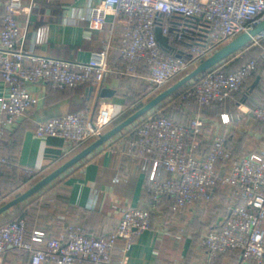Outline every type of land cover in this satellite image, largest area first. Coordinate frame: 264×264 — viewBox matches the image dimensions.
Returning <instances> with one entry per match:
<instances>
[{"label": "built area", "instance_id": "2783aa9c", "mask_svg": "<svg viewBox=\"0 0 264 264\" xmlns=\"http://www.w3.org/2000/svg\"><path fill=\"white\" fill-rule=\"evenodd\" d=\"M34 6L35 3L30 8ZM5 7L0 27V77L8 86V94L0 96V174L8 163L3 152L4 137L36 101L28 90L30 84L48 83L60 89L87 83L101 86L111 70L110 44L92 51L87 61L37 55L21 47L18 17L25 10L23 0H5ZM110 15L122 19L126 26L121 48L125 67L121 73L136 76L140 66L145 64L151 88L154 92H162L166 85L185 76L215 50L264 20V0H104L91 7L86 19L91 29L99 30ZM172 15L201 20L208 28L172 25L166 19ZM158 27L167 36L173 32L181 41L186 29L202 33L204 38L193 41L189 49L173 54L161 48L156 36ZM47 36L48 25L37 27V44L46 42ZM263 39L264 31L239 51L260 46ZM26 58L33 65H25ZM225 62L191 79L176 95V100L193 98L201 105L224 101L240 89L258 66V60L253 58L237 70L226 73L222 70ZM162 110L159 103L129 126V133L135 136L131 148L142 157V168L148 173L147 190L153 199L150 208L127 206L117 228L99 237L81 227L70 226L59 236L47 240L44 247L35 245L44 240L42 230L36 229L28 236L25 219H13L0 225V259L7 249L14 248L29 252L32 264L83 261L128 264L124 257L112 258L116 241L123 239V250L127 252L135 238L150 227L151 210H158L164 195L172 196V210L179 212L197 201L210 199L218 185L230 184L236 187L235 195L242 203L230 206L223 224L205 233L202 247L208 251V264H212L217 254L233 248L241 250L243 264H264V136L256 152L243 156L226 174H221L217 170L218 162L232 157V151L225 144L227 135L215 136L205 151L202 145L206 117L192 114L189 122L184 123L162 115ZM249 113L264 121V107L251 108ZM112 121L113 114L106 103L95 116L90 110L81 109L42 120L35 134L62 139L67 153L76 145L98 139ZM230 121L232 118L228 114L222 115L224 126L228 127ZM27 171L30 175L34 173L32 169ZM1 187L0 181V199Z\"/></svg>", "mask_w": 264, "mask_h": 264}, {"label": "crops", "instance_id": "0c3cea01", "mask_svg": "<svg viewBox=\"0 0 264 264\" xmlns=\"http://www.w3.org/2000/svg\"><path fill=\"white\" fill-rule=\"evenodd\" d=\"M103 1L23 0L25 10L18 17L21 26V47L37 55L87 61L92 51L110 44L111 70L101 86L94 83L64 89L48 83H34L28 86L36 101L7 132L3 140V152L13 159V164L0 176L5 188L0 207L30 189L38 180L93 142L76 145L65 153L62 139L36 136L35 128L40 121L81 109L90 110L95 116L99 108L107 103L113 114V121L107 132L131 116L133 112L128 113L130 109H140L138 107L142 99L149 96L151 88L147 80L148 67L141 66L136 76L121 73L125 67L121 48L126 31L122 19L110 15L102 29L89 27L86 18L91 7ZM33 3L35 6L31 9ZM5 12V0H0V27ZM43 25H48L47 41L37 44L35 32L37 27ZM242 53L239 51L235 56ZM24 64L31 66L33 62L26 58ZM256 75V79L252 78V82L257 83L254 90L255 101L264 104V69L260 67ZM102 89H107L110 93L102 96ZM7 94L8 86L0 77V96ZM251 102L253 101L250 99L240 105H247V111L252 107ZM187 109V113L192 110ZM206 117L209 121L202 145L205 151L210 147L212 139L223 133L226 128L217 111ZM254 119L252 114L248 113L242 121L246 124L247 136L253 142L248 146L250 149L256 148L258 139L264 136V127L257 128ZM129 126L40 190L0 213V225L25 215L30 230L44 231L45 239L35 243L36 246L44 247L47 240L57 237L70 226H78L89 234L102 236L117 228L127 206L149 208L153 200L146 188L148 173L142 168V157L131 148L133 136L129 133ZM219 162L222 164L224 161ZM230 166L226 164L223 169L221 165L219 170H229ZM28 169H32L34 173L30 175ZM23 177H26V180L20 182ZM116 177L119 181H115ZM158 210L151 220L150 227L135 238L127 252L124 253L123 250L125 241H116L112 258L118 260L124 257L128 264H208L202 247L204 231L209 225L217 224L222 214L214 217L216 212L211 206L201 208L195 203L169 217ZM0 262L32 264L29 252L14 248L7 249L1 255ZM78 264L92 263L83 261Z\"/></svg>", "mask_w": 264, "mask_h": 264}, {"label": "trees", "instance_id": "16d2710c", "mask_svg": "<svg viewBox=\"0 0 264 264\" xmlns=\"http://www.w3.org/2000/svg\"><path fill=\"white\" fill-rule=\"evenodd\" d=\"M161 18L164 19L165 17L162 16ZM166 19L172 25L186 24V25H190V26H196L199 29H207L208 28V24H206L205 22H203L201 20L195 19V18H184V17H181L179 15H172V16L166 17ZM193 32L194 31L191 29H186L184 31L182 41L178 40L176 38V35H174L173 32H170L168 35L170 38V41H169L170 48H165L160 44L161 48L163 50L170 52V53H173V54H177L180 50H181L180 52H183L192 46L193 41L196 42V41H199L201 38H204V35L202 33L201 34H199V33L195 34ZM250 52L253 53V55L251 57H249L247 60L243 61L244 60L243 57L237 58L234 61L227 63V65H224V67L222 69L223 72L228 73V72H232V71L237 70L239 67H241L245 62H247L250 59L255 58L258 60V66H257L256 70L254 71L252 76L246 82H244L242 84V86L240 87V89L238 91L233 93L229 98H227L224 101H216V102H213L209 105H201L193 98H184V99H181L179 101V103L181 102V106L183 105V108H189L190 107L195 112L194 114H200V115L205 117V115H209V114L215 112V111L208 112L209 107H211L213 105H217V104L218 105L223 104V103L227 102L228 100H231L236 94H238L241 91V89L246 87L247 91L245 94L246 95L249 94V96L247 97V99L244 97L240 98L241 102H247L248 100L251 99V101H253V102H251V104H252L251 108L264 107V104H261V103L255 101L256 99H255L254 90L257 87V83L252 82V78L256 79V76H257L256 74L258 73L259 68L261 67L262 69H264V48L260 49L257 46H254V47H251V48L243 51V54L248 55ZM141 66H142V68H147V66L145 64H142ZM149 86L151 88L150 84H149ZM183 88H184V85H183ZM183 88L180 87L171 95H174L176 93L178 94ZM263 95H264V92H263ZM161 114L169 116L176 121L184 122V123H188L189 120L191 119V116H192L191 112L186 113V114H184V113L177 114L176 112H173L171 109H166V108L161 111ZM254 121L257 123V128L263 129L264 121H260L257 119L256 120L254 119ZM206 125H207V122H206ZM206 125H205V128H206ZM132 136L133 137H132L131 142H133V140L135 138L134 135H132ZM261 142H262V140L260 141V143L258 142L256 148L250 149V147H248V146H250V144L253 142H252L251 138L248 137L247 135H243L242 137H238V136L237 137H235V136L230 137L228 135L226 137L225 144L232 151V157L230 159L224 161L222 164L220 162H218V164H217L218 172H220L222 174L223 173L226 174L228 172V169L226 171H221V170H219V166L222 165V168L224 169L226 164L228 166L232 165L234 162L240 160L243 156L250 155V154L256 152L258 150ZM208 149H209V147H208ZM6 157L8 159V163L4 166L1 174L4 172V170H6V168L8 166H11L13 164V159L8 157V156H6ZM1 174H0V176H1ZM164 175L167 176V173ZM24 180H26V177L20 178V182L24 181ZM1 184H2V187H1V196H2L5 192V188H4L2 182H1ZM146 188H147V182H146ZM235 190H236L235 186H232L230 184H225V185L221 184L215 188L210 199L195 202V204L199 205L201 208H205L206 206H211L212 210L215 209L216 214L214 217H219L222 214L221 220H219L217 222V224H215V225H209L205 229L204 234L208 230L215 229V228L217 229L223 224L225 216L228 213V208L230 206L242 203V200L240 198L236 197ZM150 196H151V194H150ZM151 198H152V196H151ZM172 203H173L172 196L169 194L164 195L162 197L161 203L158 204V209H159L158 211L161 212L163 215L166 214V216H168V217L177 214L178 211L172 210ZM149 208H150V206H149ZM155 213H156V210H151V220L154 217ZM22 217L26 221L27 235L30 236L34 230H30L28 228V222H27L26 216L23 215ZM40 230H42V229H40ZM91 235H93V234H91ZM97 237H99V236H97ZM44 239H45V237H44ZM203 251L205 253V256L207 257L206 260L208 261V251L205 249H203ZM180 264H185V262H182ZM212 264H243L242 260H241V250L237 249V248H233V249H228L225 252L219 253L214 258Z\"/></svg>", "mask_w": 264, "mask_h": 264}, {"label": "water", "instance_id": "95a60500", "mask_svg": "<svg viewBox=\"0 0 264 264\" xmlns=\"http://www.w3.org/2000/svg\"><path fill=\"white\" fill-rule=\"evenodd\" d=\"M262 31H264V20L259 22L255 28L249 30L248 32H244L240 34L233 40L221 46L213 54H211L207 58L200 61L189 73L183 76L180 80H178L176 83H174L173 85H171L170 87H168L167 89H165L164 91L160 92L158 95L150 99L145 105H143L140 109H138L135 113H133L127 119H125L120 124H118L111 130L101 135L98 139L93 141L90 145H88L86 148H84L82 151H80L78 154H76L66 163H64L63 165H61L60 167L52 171L50 174L43 177L40 181L34 184L30 189H28L24 193L18 195L15 199L11 200L10 202L0 207V213L11 208L12 206L16 205L17 203L23 201L24 199L28 198L29 196H31L32 194L40 190L42 187H44L46 184L51 182L54 178L62 174L64 171H66L68 168L73 166L75 163H77L81 159L88 156L91 152H93L95 149H97L102 144L106 143L113 135L118 133L120 130H122L126 126L130 125L137 118H139L142 114H144L148 110L157 106L165 98L170 96L172 93H174L181 86L189 82L191 79L203 73L207 69L221 63L223 60H225L226 58H228L235 52L239 51L241 48L248 45L251 42V40L255 36L259 35ZM156 36H157L159 43L163 47L170 48L169 37L163 34L162 29L160 27L156 28ZM109 93L110 91L107 89H102L101 91L102 96L108 95Z\"/></svg>", "mask_w": 264, "mask_h": 264}, {"label": "rangeland", "instance_id": "374dc122", "mask_svg": "<svg viewBox=\"0 0 264 264\" xmlns=\"http://www.w3.org/2000/svg\"><path fill=\"white\" fill-rule=\"evenodd\" d=\"M258 48H264V39L262 40L261 42V45L260 46H257ZM216 51V50H215ZM214 51V52H215ZM213 52V53H214ZM212 53V54H213ZM236 53V52H235ZM235 53L232 54L231 56H229L228 58H226L225 60L223 61H226L225 62V65H227V63H230L232 61H234L235 59L237 58H244L243 61L247 60L249 57H251L253 55V53H249L248 55H245V54H240L238 56H235ZM245 55V56H244ZM222 61V62H223ZM221 62V63H222ZM189 73V72H188ZM182 77L180 78H177L175 79L174 81L170 82L168 85H166L162 91H164L165 89H167L168 87H170L171 85H173L174 83H176L178 80H180ZM188 83V82H187ZM186 83V84H187ZM186 84H184V86H186ZM183 88V86H181ZM247 89L246 87H244L243 89H241V91L236 94L231 100H228L227 102L223 103V104H217V105H213L211 107L208 108V112H213V111H217L218 112V117L220 119V121L222 122V115L223 114H228L231 118H232V121H230V126L228 125V127L225 128V131H223V133H225L227 136L229 135L230 137H242L243 135H248L246 133V124L243 121V118H244V115H247L249 113V110L245 111V107H247V105H244L245 107H243L242 105H240V103H244V102H241V99L242 97L246 98L249 96L246 95ZM161 92V91H160ZM159 91L158 92H154L153 89L151 88V92L148 94L149 96L148 97H145L142 99L141 101V105H139L138 108H141L144 104H146L151 98L155 97L156 95H158L160 93ZM176 94L174 95H171V96H168L167 98H165L161 103H160V106L163 108V109H171L173 112H176L177 114L179 113H184L186 114L187 111H189L188 109L186 110V108H183V105L181 106V102L179 103L178 100H176ZM175 98V100H174ZM245 104V103H244ZM249 106V105H248ZM250 107V106H249ZM190 108V107H189ZM131 113V112H136V108H132L128 111V113ZM191 112V115L194 114L195 112L193 110L190 111ZM189 113V112H188ZM207 115H205L206 117ZM207 118V117H206ZM242 119V120H241ZM209 121V120H207ZM240 124H239V123ZM261 139V137H260ZM260 139L259 140V143H260ZM39 181V180H38Z\"/></svg>", "mask_w": 264, "mask_h": 264}]
</instances>
